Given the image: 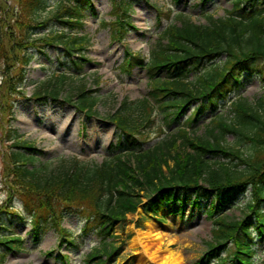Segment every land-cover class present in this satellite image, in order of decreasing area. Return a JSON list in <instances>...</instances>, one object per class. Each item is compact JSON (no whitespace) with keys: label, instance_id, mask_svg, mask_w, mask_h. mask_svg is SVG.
Wrapping results in <instances>:
<instances>
[{"label":"trees","instance_id":"1","mask_svg":"<svg viewBox=\"0 0 264 264\" xmlns=\"http://www.w3.org/2000/svg\"><path fill=\"white\" fill-rule=\"evenodd\" d=\"M15 1L18 12L10 27L19 35L15 46L24 47L19 80H23L22 69L31 59L26 47L37 43L39 51L45 46L60 47L73 58L71 64L80 73L87 62L84 54L90 42L81 34L87 14L96 16L93 0ZM133 1L111 0L112 20L102 21L101 27H110L113 39L121 40L127 28H134L129 17ZM179 1L173 0L175 4ZM242 4L250 6L249 12L240 8ZM156 11L167 23L149 57L126 48L123 63L126 68H145L149 92L137 101L124 98L107 116L117 133L108 157L99 165L77 158L60 161L56 166L36 165L35 148L18 140V150L7 154L4 165L22 208L9 206V213L29 222L35 245L54 229L60 245L72 247V235L61 225L66 216L76 215L82 222L81 236L91 234L99 241L85 263L104 264V258L117 251V226L139 206L145 214L156 215L162 208H169V214L182 217L187 205L195 208L200 199L212 195L206 209L213 226L212 242L206 243L207 252L194 264H255L253 235L264 241V97L255 104L241 99L232 103V119L211 120L201 136L195 135L192 124L203 109L214 110L218 100L238 90L245 75L257 72L264 79V66L252 68L256 61H264V0H235L226 17L209 16L206 24H195L170 10ZM221 57L224 61L216 63ZM71 76L64 73L54 82L42 83L34 96L40 99L46 94L57 100L64 81ZM77 89L76 108L87 117L95 114L97 90H89L85 84ZM66 100L72 101L71 96ZM197 101H201L200 107L181 127L174 134L166 133V127L177 122ZM156 115L162 116L161 123H156ZM153 133L159 140L145 148ZM228 134L237 136L239 143L248 142L249 149L228 143ZM247 193L250 198L242 217L224 216L225 208ZM0 229L7 232L5 227ZM12 243L21 244L16 236H0V245L12 249ZM228 244L233 250L220 257ZM2 259L0 253V264Z\"/></svg>","mask_w":264,"mask_h":264},{"label":"rangeland","instance_id":"2","mask_svg":"<svg viewBox=\"0 0 264 264\" xmlns=\"http://www.w3.org/2000/svg\"><path fill=\"white\" fill-rule=\"evenodd\" d=\"M233 3L234 0H180L178 4L172 0H134L129 14L134 28H127L123 41H120L112 38L110 28L100 27L101 21L111 19V0H93L96 16L87 14L81 34L90 40L84 55L87 63L83 64L81 74L71 64L73 58L70 59L60 47L45 46L40 52L37 43L34 47H26L25 51L31 59L23 67V80L20 81L18 73L22 67L20 60L24 47L15 46L19 35L10 27L15 21L18 5L15 0L0 1V103L3 102L0 117V207L6 205L0 210V226L8 228L7 232L0 229V236L14 235L21 241L19 246L11 244L18 247L14 250L0 245L3 257L1 264H84L86 255L98 243L91 234L80 238V219L76 215H68L61 228L79 238L76 248L72 249L67 244L59 247V234L54 230H49L41 242L35 245L31 239L29 222L19 220L9 213V206L18 210L22 208L4 165L7 154L18 150V139L32 144L40 153L35 156L38 159L35 160L36 165L48 163L56 166L60 161L71 158L89 165H99L108 157L111 152L109 147L115 144L117 138L116 129L107 116L117 109L124 98L140 100L149 91L143 67L136 66L129 70L122 68L126 47L131 53H139L146 58L149 56L158 33L167 23L166 19L159 21L155 8L162 9L165 13L171 9L173 13H182L196 24H206L209 16L214 19L226 17L233 8ZM241 8L245 12L251 9L248 4H242ZM223 61L224 57H221L216 63L221 64ZM261 66H264V61H256L252 68L258 69ZM63 73H70L72 76L64 81L56 101L46 94L40 99L34 96L42 83L54 82ZM7 80L10 88L5 84ZM81 84H85L89 90L98 91L96 114L91 117H87L74 105L77 88ZM69 96L72 101L67 102L66 98ZM262 97L264 79L257 72L245 75L241 87L230 93L226 100L219 101L216 109L203 110L198 122L192 124L195 135L201 136L212 119H232L230 103L242 99L255 104ZM199 104L201 101L188 107L176 123L166 127V132L174 134ZM162 121V116L156 115V123ZM150 137L145 148L159 140L157 134L153 133ZM226 141L242 150L250 147L248 142L239 143L238 137L233 134H228ZM249 198V193L240 197L233 205L225 208L224 216L241 218L242 209ZM212 199L213 196L210 195L206 199H200L195 208L187 206L183 218L169 215L168 208L161 209L157 216L146 215L140 208L136 213L128 214L122 229L115 233L120 237L116 242L118 250L105 258L104 264H167L165 262L169 260L165 256L170 255L180 260V264H193L207 251L206 243L212 239V223L206 214ZM146 222H157L155 229L166 239L161 244L145 242L150 251L157 252V259L153 263L147 262L140 249L132 244L135 230L147 231ZM135 226L138 228L135 229ZM253 237L255 264H264V241L257 238L256 234ZM228 252L225 249L221 255L225 256ZM63 255L67 259H63Z\"/></svg>","mask_w":264,"mask_h":264},{"label":"bare ground","instance_id":"3","mask_svg":"<svg viewBox=\"0 0 264 264\" xmlns=\"http://www.w3.org/2000/svg\"><path fill=\"white\" fill-rule=\"evenodd\" d=\"M155 226H158L157 222H146L145 227L147 228V231H141L140 230H135V236L132 238V244L134 247L139 248L140 252L143 254L145 260L147 262H155L157 259V252H152L150 251L149 247L145 245V242H150V243H163L166 239L162 234H160L156 229ZM154 231V232H153ZM169 260V262H165L167 264H180L181 261L177 260L173 256H165Z\"/></svg>","mask_w":264,"mask_h":264}]
</instances>
